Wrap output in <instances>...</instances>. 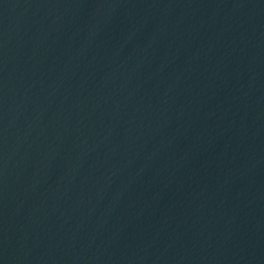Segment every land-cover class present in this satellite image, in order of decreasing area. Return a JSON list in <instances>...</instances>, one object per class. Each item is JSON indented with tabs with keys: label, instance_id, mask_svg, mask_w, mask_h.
Here are the masks:
<instances>
[{
	"label": "water",
	"instance_id": "95a60500",
	"mask_svg": "<svg viewBox=\"0 0 264 264\" xmlns=\"http://www.w3.org/2000/svg\"><path fill=\"white\" fill-rule=\"evenodd\" d=\"M0 264H264V0H0Z\"/></svg>",
	"mask_w": 264,
	"mask_h": 264
}]
</instances>
